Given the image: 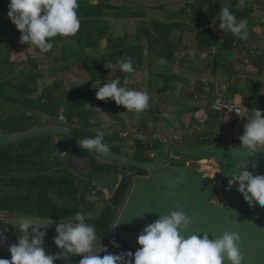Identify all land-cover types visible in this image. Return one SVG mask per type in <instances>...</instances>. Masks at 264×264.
Segmentation results:
<instances>
[{
    "label": "rangeland",
    "instance_id": "rangeland-1",
    "mask_svg": "<svg viewBox=\"0 0 264 264\" xmlns=\"http://www.w3.org/2000/svg\"><path fill=\"white\" fill-rule=\"evenodd\" d=\"M245 2L246 7L241 10L237 7L238 0H78L79 6L95 9L98 14L78 16L79 31L75 35L51 38L53 48L42 53L20 43L21 33L7 15L9 0H0V130L15 133L38 126L65 125L89 138L101 129L105 133L103 142L112 144L116 152L135 158L138 145L143 142L146 145L138 160H149L153 148H157L170 164L194 166L213 176L218 168L214 160L200 163L198 157L184 151L215 139L227 140L232 135L227 133L226 118L211 113L206 97L208 90L203 83L197 84L200 80L190 70L195 65L190 62L186 49L193 46L192 38L200 28L194 27L193 19L202 15L208 6L236 9L244 15L242 18L250 16L247 18L250 25L258 23L264 27V5L261 4L264 0ZM118 12L126 16H116ZM157 24L168 25L172 30L168 37L174 47L171 54L174 61L166 65L158 63L160 47L153 37ZM253 34L250 43L262 52L258 63L260 81L264 33L259 32L258 37ZM224 53L230 57L224 58L225 63L221 65L228 72H241L235 67V61L244 56L242 51L224 49ZM127 56L136 63L126 87L146 91L152 98L150 107L139 113L128 111L111 99L98 100L92 87L96 81L103 86L116 79L118 61ZM109 62L113 65L111 70L104 67ZM175 75L181 79L175 80ZM240 81L243 83L244 78L240 77ZM255 85L252 83V87ZM259 110L264 112V107L260 105ZM197 113L203 119L199 124L201 130L189 135L185 126ZM235 120L231 117L230 122ZM244 121L241 126L247 122ZM129 128L145 133L148 139L120 136V131ZM242 133L238 129L236 135ZM0 156V198L58 210L56 215L44 217L0 209V258L10 259L7 249L20 235L12 224H18L21 218L51 223L46 230L41 229L46 233L44 248L51 254L61 252L54 244L55 225L77 212H83L86 223L94 226L96 251L101 256L130 251L113 235L111 228L132 177L146 175L145 170L119 161L99 163L87 150L56 149L50 135L0 144ZM95 186L100 187L95 194L99 199L91 202L87 195H91ZM221 195L216 190L211 201L217 202ZM68 255L71 261L80 260ZM55 264L70 263L57 261Z\"/></svg>",
    "mask_w": 264,
    "mask_h": 264
},
{
    "label": "clouds",
    "instance_id": "clouds-1",
    "mask_svg": "<svg viewBox=\"0 0 264 264\" xmlns=\"http://www.w3.org/2000/svg\"><path fill=\"white\" fill-rule=\"evenodd\" d=\"M237 7L241 10L245 8V0H238ZM78 8V0H9L7 15L21 33V44L33 46L46 53L53 48L51 38L75 35L79 31ZM218 17L219 29L224 34L231 33L240 40L248 38L247 19H238L227 6L220 9ZM118 63L122 73L134 72V61L131 57L127 60L121 59ZM158 63L166 65L167 61L160 58ZM104 67L111 70L113 65L109 62ZM128 82L129 77L126 75L124 85L116 78L103 86L96 81L92 87L96 89L98 100L111 99L116 105L137 113L147 110L152 99L150 94L126 87ZM251 111L253 115L246 119L243 133L239 136L240 144L247 150L248 156H254L258 150L264 148V112L258 109ZM104 136V131L97 129L94 137L81 139L79 147L107 156L109 145L103 142ZM236 167L242 171L238 175L233 173L228 181L229 188L238 184L237 191L246 202L250 205L258 202L264 206V174L253 175L243 161H238ZM189 222V218L182 211L159 215L138 235L137 243L140 247L134 253L128 251L101 256V252L96 251L94 226L86 223L83 212H77L74 216L56 223L54 244L62 251L53 255L46 252V233L41 231L42 228L46 230L50 227L51 223H35L31 219L21 218L18 224H12L20 235L7 249L10 259L0 258V264H54L58 258L69 259L68 254L81 256L79 264H242L244 254L239 247L238 234L225 232L215 239H211L208 234L185 237L182 232L187 229ZM111 243L119 247L115 241Z\"/></svg>",
    "mask_w": 264,
    "mask_h": 264
},
{
    "label": "water",
    "instance_id": "water-1",
    "mask_svg": "<svg viewBox=\"0 0 264 264\" xmlns=\"http://www.w3.org/2000/svg\"><path fill=\"white\" fill-rule=\"evenodd\" d=\"M39 135H50L54 147L59 150L81 149L79 143L84 139L65 125H46L15 133L0 130V144L9 145ZM107 144V156L92 152L97 162L108 164L119 161L147 172L146 175L132 177L111 228L113 235L131 252L140 247L137 238L145 226L159 215L182 211L190 221L182 232L185 237L208 234L215 239L225 232L236 233L244 254L242 264H264V206L258 202L250 205L237 191L238 184L230 188L228 184L233 173L238 175L242 171L236 167L238 161L246 163L247 170L253 175L264 174V148L254 156H248L240 141L225 143L216 140L211 144L186 149L184 152L198 157L200 163L215 161L218 168L213 176H209L194 166L170 164L157 148H153L149 160L141 161L116 152L112 144ZM216 190H220L222 195L214 202L211 197ZM98 199V196L87 195V200L91 202ZM57 261L79 264V261L64 258L56 259L54 264Z\"/></svg>",
    "mask_w": 264,
    "mask_h": 264
},
{
    "label": "crops",
    "instance_id": "crops-1",
    "mask_svg": "<svg viewBox=\"0 0 264 264\" xmlns=\"http://www.w3.org/2000/svg\"><path fill=\"white\" fill-rule=\"evenodd\" d=\"M234 15H236L238 19L250 18V16L246 15V18H242V16L244 15L238 11H235ZM201 26H199L200 28L197 29V31L194 33V36L192 38L193 46H189V48L186 49L188 51L187 53H190L191 56L189 57L190 62L195 65V69L190 68V70L195 72L196 76L194 78L200 80L197 81V84L201 85V83H203L204 85H202L205 86V88L208 90L206 95V97L208 98V107L217 98L221 99V101L224 103H231L242 107L245 116L235 117V122L238 123L230 122L231 116L225 117L228 123L226 125L227 133H230L232 136L228 137L227 140L217 139L225 143H237L239 142V136L236 135V132L238 129L243 130V125L241 126V124L244 119H247L248 117L253 115L251 110H259L260 105L264 107V67L261 73V80L259 81V71L261 70V68H259L258 66L259 57L261 55L254 58L249 52V47L252 46L250 43V36L253 37V33H255L258 37L259 32L264 33V27L260 26L258 23L252 25L248 23L249 35L246 40H240L233 35L224 37L223 35L219 34L217 41L209 46L206 45V43L198 40L196 37L197 33L205 27ZM194 27L198 28V26H196L195 24ZM233 42H236V44L233 45ZM243 42H245V45L242 44ZM224 49H227L229 51H232V49L242 51V54L244 56L237 57L238 59L235 61V67L241 70V72L235 71V74L233 71L228 72L227 68L221 65L222 63H225L224 58L230 57H227L225 55ZM165 59L167 63H171V61H174L172 55ZM195 70H197V72ZM199 75L203 76L200 77ZM240 77L244 78L243 83H241ZM179 79H181V76L175 75V80L178 81ZM249 79H253V81L251 82V80ZM259 82L261 84L260 88ZM252 83L256 84L255 87H252ZM198 95L201 97V94ZM230 99L232 100V102H230ZM77 257L78 259H81V256Z\"/></svg>",
    "mask_w": 264,
    "mask_h": 264
},
{
    "label": "trees",
    "instance_id": "trees-1",
    "mask_svg": "<svg viewBox=\"0 0 264 264\" xmlns=\"http://www.w3.org/2000/svg\"><path fill=\"white\" fill-rule=\"evenodd\" d=\"M261 4L264 5V2H261ZM222 7H215V6H208L205 10L204 13L202 15H198L197 17H195L193 20V23L196 26H205L204 29H202L201 31H199L196 35L197 39L206 43V45H211L212 43L214 44L217 39H218V35L221 34L224 37H228L229 35H232L231 33H227L224 34L220 29H219V20H218V13L220 11ZM233 14H235L236 9H230ZM78 16H95L96 14H98L95 9H91L88 7H83V6H79L78 10ZM116 16H120L123 15V13H115ZM124 17L126 15H123ZM213 21H215V23H213ZM217 26V27H216ZM162 27V28H160ZM214 27V28H213ZM155 35H153L154 37V41L156 43L159 44V58H164V55H168L169 57L171 56L172 52H173V45L171 44V41L169 39V35L172 33L171 27L168 25H160L157 24L155 26ZM149 36V35H147ZM168 48V49H167ZM129 57H124V60H127ZM131 59L134 61V70H135V63L136 61L131 57ZM121 60V59H120ZM129 77V82L132 76L131 74H127V73H122L120 71V67L117 71V75L116 78L120 79L121 85H124V77L125 76ZM122 80V81H121ZM129 82L127 83V85L129 84ZM126 86V85H125ZM79 136H81L82 138H84V136L82 134H78ZM217 139L209 142V143H204L201 146L207 145V144H211L214 141H216ZM145 143L142 142V144L138 145V150H137V155L134 156L136 159H140L139 157H142L143 154V149L145 148ZM1 158V156H0ZM0 209L2 210H15L17 212H21L24 214H29V215H39V216H50V215H56L58 210H55L53 207L50 206H42V205H38L36 206L35 204H31V203H26L24 201H16L14 199H10V198H0ZM65 212V211H64ZM60 213V212H59ZM67 213H63V215H66ZM103 225L101 226V229H103ZM105 231V230H104ZM104 231H102V233H104Z\"/></svg>",
    "mask_w": 264,
    "mask_h": 264
},
{
    "label": "built area",
    "instance_id": "built-area-1",
    "mask_svg": "<svg viewBox=\"0 0 264 264\" xmlns=\"http://www.w3.org/2000/svg\"><path fill=\"white\" fill-rule=\"evenodd\" d=\"M241 42V41H238ZM233 45L236 44V42L232 43ZM245 45V42L242 43ZM249 52L252 55V57H258L262 54L261 49L257 48L256 46H250ZM198 95H195L194 98H197ZM209 109L212 114L214 115H220L223 117L231 116V117H243L245 116L244 111L241 106L231 104V103H224L221 101V99L217 98L215 99L209 106ZM251 117V116H250ZM248 117V118H250ZM247 118V119H248ZM202 115L197 113L194 115V117L191 118L189 123L185 126V132L189 135L195 134V132H198L201 130V126L199 125L202 121ZM120 136L125 138H138L142 141H146L148 139L147 135L143 132L136 131L133 129H124L120 131ZM99 186H95L93 188V191L91 192V195H95L97 191L99 190Z\"/></svg>",
    "mask_w": 264,
    "mask_h": 264
}]
</instances>
